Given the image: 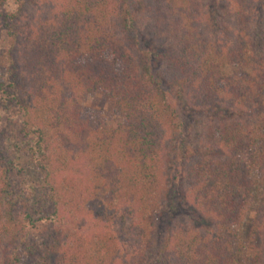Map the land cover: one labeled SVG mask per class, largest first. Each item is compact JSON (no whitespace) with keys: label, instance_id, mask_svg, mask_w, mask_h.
Returning a JSON list of instances; mask_svg holds the SVG:
<instances>
[{"label":"trees","instance_id":"trees-1","mask_svg":"<svg viewBox=\"0 0 264 264\" xmlns=\"http://www.w3.org/2000/svg\"><path fill=\"white\" fill-rule=\"evenodd\" d=\"M263 169L264 0H0V264H234Z\"/></svg>","mask_w":264,"mask_h":264},{"label":"rangeland","instance_id":"rangeland-1","mask_svg":"<svg viewBox=\"0 0 264 264\" xmlns=\"http://www.w3.org/2000/svg\"><path fill=\"white\" fill-rule=\"evenodd\" d=\"M4 40L3 38L1 39ZM82 117L91 125L99 121H105L109 126H116L124 118L121 112L114 106V102L107 95L99 92H85L82 98ZM25 167H29L36 181L39 174L35 172L31 159L24 161ZM253 182V201L249 207L243 222L236 228V238L233 250L236 254L234 264H264V169L253 171L250 174ZM102 202H98L100 204ZM257 219L261 222V243L256 246L253 226ZM258 243V242H257Z\"/></svg>","mask_w":264,"mask_h":264}]
</instances>
